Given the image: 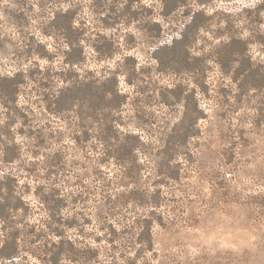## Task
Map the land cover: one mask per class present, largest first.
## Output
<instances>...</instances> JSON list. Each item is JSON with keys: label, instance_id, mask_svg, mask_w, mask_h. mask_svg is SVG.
<instances>
[{"label": "rangeland", "instance_id": "1", "mask_svg": "<svg viewBox=\"0 0 264 264\" xmlns=\"http://www.w3.org/2000/svg\"><path fill=\"white\" fill-rule=\"evenodd\" d=\"M0 264H264V0H0Z\"/></svg>", "mask_w": 264, "mask_h": 264}]
</instances>
